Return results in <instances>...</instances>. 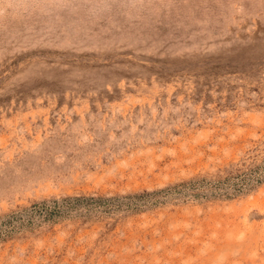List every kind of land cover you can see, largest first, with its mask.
<instances>
[{"label":"rangeland","instance_id":"374dc122","mask_svg":"<svg viewBox=\"0 0 264 264\" xmlns=\"http://www.w3.org/2000/svg\"><path fill=\"white\" fill-rule=\"evenodd\" d=\"M0 264H264V0H0Z\"/></svg>","mask_w":264,"mask_h":264}]
</instances>
